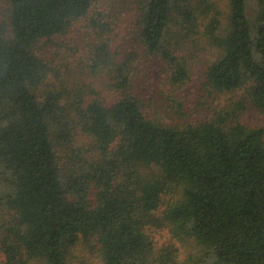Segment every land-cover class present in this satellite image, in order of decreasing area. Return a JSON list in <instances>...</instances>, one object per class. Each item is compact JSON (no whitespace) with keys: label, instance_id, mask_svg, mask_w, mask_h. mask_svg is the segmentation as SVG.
Returning a JSON list of instances; mask_svg holds the SVG:
<instances>
[{"label":"trees","instance_id":"trees-1","mask_svg":"<svg viewBox=\"0 0 264 264\" xmlns=\"http://www.w3.org/2000/svg\"><path fill=\"white\" fill-rule=\"evenodd\" d=\"M197 67L229 103L194 118ZM248 109L264 116V0H0V264H177L165 228L191 264H264Z\"/></svg>","mask_w":264,"mask_h":264},{"label":"rangeland","instance_id":"rangeland-1","mask_svg":"<svg viewBox=\"0 0 264 264\" xmlns=\"http://www.w3.org/2000/svg\"><path fill=\"white\" fill-rule=\"evenodd\" d=\"M81 46V45H80ZM202 73L201 68L197 67L194 70L191 81L180 90V96L185 102L186 115L191 117H197L198 114L203 116L205 114L217 112L221 110L223 106L229 103L227 95L208 94L202 89ZM158 79H155V83ZM166 111H170L166 110ZM170 112L168 113V115ZM244 123L249 125L259 124L264 127V116L258 114L254 110L248 109L243 113L241 118ZM240 119V120H241ZM170 194L164 195V200L170 198ZM165 203H161L160 210L164 207ZM152 241L155 249L160 248L163 245L172 244L176 248V260L177 264H191L193 257L198 253V246L192 237H186L182 235H174L168 228L155 229L152 231ZM0 258L2 254L0 253ZM32 264H38L36 262ZM199 264H204L199 263Z\"/></svg>","mask_w":264,"mask_h":264}]
</instances>
